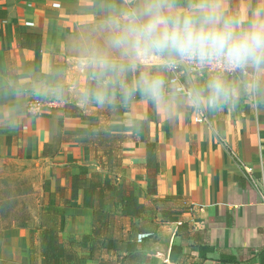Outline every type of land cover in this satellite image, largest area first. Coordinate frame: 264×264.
<instances>
[{"label":"crops","instance_id":"0c3cea01","mask_svg":"<svg viewBox=\"0 0 264 264\" xmlns=\"http://www.w3.org/2000/svg\"><path fill=\"white\" fill-rule=\"evenodd\" d=\"M114 2L121 0H0V158L8 152L14 160L41 164L45 173L40 213L24 225L0 228V264H41L39 234L58 228L61 212L59 242L91 234L93 210L84 207L74 176L94 172L115 191H132L144 207L137 217L116 210L108 224V235L136 243L142 260L122 261L103 251L84 264H261L264 205L243 166L264 179V88L257 92L254 114L250 77L225 75L240 90L239 99L218 110L200 108L211 127L194 120L196 107L183 96L164 105L139 93L121 100L118 89L104 104L85 97L84 56L67 51V38L81 26L101 23ZM223 2L242 17L264 4ZM178 3L185 7L189 0ZM144 70L161 71L153 59L142 63ZM162 74L168 81L170 73ZM209 76L182 75V80L190 91ZM255 77L264 82V73ZM85 87L98 82L90 76ZM34 96H57L62 107L27 115L23 104ZM45 181L52 201L44 198ZM61 264H71V253Z\"/></svg>","mask_w":264,"mask_h":264},{"label":"clouds","instance_id":"9594fccd","mask_svg":"<svg viewBox=\"0 0 264 264\" xmlns=\"http://www.w3.org/2000/svg\"><path fill=\"white\" fill-rule=\"evenodd\" d=\"M101 32V41L84 50L86 71L80 77L81 94L98 104L110 102L118 89L121 100L139 93L164 105L183 96L196 108L218 110L240 95L225 73H264V4L242 17L229 12L223 0H189L185 7L178 0H121L109 5ZM149 59L158 61L161 71H140ZM184 65L219 71L185 91L162 74ZM90 76L98 87H85ZM262 88L264 82L253 76L249 94Z\"/></svg>","mask_w":264,"mask_h":264},{"label":"trees","instance_id":"16d2710c","mask_svg":"<svg viewBox=\"0 0 264 264\" xmlns=\"http://www.w3.org/2000/svg\"><path fill=\"white\" fill-rule=\"evenodd\" d=\"M153 150V144L146 143L148 154ZM74 177L78 183L81 182L84 207L93 210V231L91 234H84L77 239H72L67 244L59 242L57 233L62 228L64 219L63 212L61 215L59 213V227L44 228L39 234L41 264H61L69 253H71V264H84L86 259L96 258L103 251L115 252L122 261L133 259L140 262L142 258L136 243L122 242L108 235L109 217L112 212L117 210L123 216L137 217L144 210L133 192L115 191L112 185L102 182V176L97 172L91 173L83 179L78 176ZM47 183V181L44 182V198L52 201L54 192L47 188ZM107 199L110 200L109 209H106ZM43 204L45 203L43 202ZM48 208L50 206H47ZM70 248L73 251H69ZM74 248H80L86 251V254L78 255ZM260 261L261 264H264L263 257Z\"/></svg>","mask_w":264,"mask_h":264},{"label":"rangeland","instance_id":"374dc122","mask_svg":"<svg viewBox=\"0 0 264 264\" xmlns=\"http://www.w3.org/2000/svg\"><path fill=\"white\" fill-rule=\"evenodd\" d=\"M101 23L81 26L67 38V51L84 56L85 48L101 41ZM41 164H28L4 152L0 158V227L24 225L40 213Z\"/></svg>","mask_w":264,"mask_h":264},{"label":"built area","instance_id":"2783aa9c","mask_svg":"<svg viewBox=\"0 0 264 264\" xmlns=\"http://www.w3.org/2000/svg\"><path fill=\"white\" fill-rule=\"evenodd\" d=\"M217 71L219 70H214L211 68L200 69L199 67L196 66L184 65L178 68L177 70H175L174 72H171L168 81L172 86H182L185 89V91H189L182 80V75L185 76L187 75L189 77H201L205 74L212 75ZM239 74H247L250 77V79H252L253 76L256 75V73H253L251 70L250 71L247 70L245 72H239V71L228 72L225 73L224 75L235 76ZM248 100L254 114H256L258 111L257 94L255 96H252L248 92ZM23 107L25 113L30 116L48 115L50 113L56 112L57 110L61 109L62 100L57 96H34L26 99L23 104ZM194 120L200 124H205L211 127L208 118L200 108H195ZM243 170L246 173L247 180L258 191L260 202L262 205H264V179L263 178L257 179L253 175L251 168L249 167L243 166Z\"/></svg>","mask_w":264,"mask_h":264}]
</instances>
